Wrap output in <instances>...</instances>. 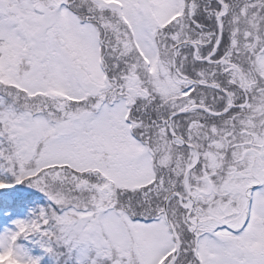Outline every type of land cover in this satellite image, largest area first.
<instances>
[{
    "label": "snow or ice",
    "instance_id": "6c2138e0",
    "mask_svg": "<svg viewBox=\"0 0 264 264\" xmlns=\"http://www.w3.org/2000/svg\"><path fill=\"white\" fill-rule=\"evenodd\" d=\"M48 204L0 264H264V0H0V192Z\"/></svg>",
    "mask_w": 264,
    "mask_h": 264
},
{
    "label": "trees",
    "instance_id": "16d2710c",
    "mask_svg": "<svg viewBox=\"0 0 264 264\" xmlns=\"http://www.w3.org/2000/svg\"><path fill=\"white\" fill-rule=\"evenodd\" d=\"M48 204L47 197L44 193L28 185H17L15 188L0 192V232L6 225H12L17 217L23 216L26 220L33 218V213L38 212L40 208ZM37 237L30 240L21 239L19 243H25L30 249V254H40L43 250L39 244L34 243ZM45 257V263L42 258ZM41 264H49L48 260L53 262L50 255L44 254L41 257ZM63 258L57 260V263H63Z\"/></svg>",
    "mask_w": 264,
    "mask_h": 264
},
{
    "label": "rangeland",
    "instance_id": "374dc122",
    "mask_svg": "<svg viewBox=\"0 0 264 264\" xmlns=\"http://www.w3.org/2000/svg\"><path fill=\"white\" fill-rule=\"evenodd\" d=\"M17 220H26V218L23 217V216L17 217L14 220V222H13L12 225H6V226H4V228L1 230L0 234H4L6 231H15L16 230V228H15V221H17ZM21 244L25 245V243H23V242H21ZM44 254H47V253H45L44 250H42L40 252V254H30V255H32L33 257H41ZM51 258L53 259V262H51V260H48L49 264H64V262L63 263H57V259L55 257H53V256H51ZM61 258H63V257H61ZM63 261H64V258H63ZM42 263H45V257L42 258ZM40 264H41V258H40ZM69 264H70V262H69Z\"/></svg>",
    "mask_w": 264,
    "mask_h": 264
}]
</instances>
